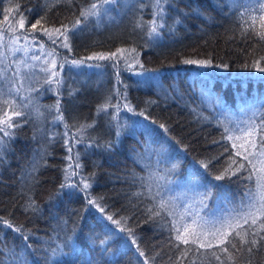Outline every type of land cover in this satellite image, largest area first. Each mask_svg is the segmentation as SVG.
Listing matches in <instances>:
<instances>
[{
    "label": "trees",
    "instance_id": "1",
    "mask_svg": "<svg viewBox=\"0 0 264 264\" xmlns=\"http://www.w3.org/2000/svg\"><path fill=\"white\" fill-rule=\"evenodd\" d=\"M93 2L0 0V25L6 27L0 26V31L12 54H3L6 59L0 68L10 64L11 76L19 66L23 87L14 98L17 110L24 113L14 117L8 109L5 115L0 106V120L11 117L20 124L12 129L15 135L0 157V217L22 227L29 237L25 241L20 233L0 227V264H48L49 253L58 246L66 255L52 264H144L145 260L147 264H221L216 255L223 264H264V242L249 252L251 245L241 246L233 236L237 248L228 245L229 252L223 253L215 245L211 249L184 245L175 240L173 230L174 225L183 230L185 224L218 227L233 209L244 210L241 200L255 188V171L236 153L243 152V144L255 163L264 131L256 133L255 149L235 137L241 135L237 129L264 121V72L253 67L254 62L264 67V41L253 31L261 23V0H170L164 27L152 35L155 0H116L105 5L99 16L85 20L80 12ZM250 16L257 18L253 27ZM41 17V25L31 29ZM78 19L80 24L73 29ZM64 25L70 30L71 50L61 46L63 37L54 44L39 30L63 31ZM16 36L21 38L12 43ZM16 47L21 51L13 54ZM49 52L54 55L48 56ZM99 54L111 58L88 59ZM51 58L60 71L59 86L45 82L48 73L42 69ZM73 60L84 63L74 66ZM0 88L7 91L4 81ZM109 98L107 110L98 112ZM58 99L63 121L56 119ZM89 124L92 127L81 129ZM117 124L126 125L119 138ZM228 135L234 139H227ZM146 140L155 151L145 152ZM241 163L245 168L236 175L214 179ZM172 164L177 167L169 172ZM66 169L80 173L71 178L76 183L89 177V198L120 220L131 235L120 232L106 217L101 219L103 214L87 205L79 189H61ZM209 185L215 187L205 199L202 194ZM30 204L37 210L32 211ZM70 237L71 245L65 246ZM89 237L107 239V250L93 247ZM133 238L136 244L131 243Z\"/></svg>",
    "mask_w": 264,
    "mask_h": 264
},
{
    "label": "snow or ice",
    "instance_id": "2",
    "mask_svg": "<svg viewBox=\"0 0 264 264\" xmlns=\"http://www.w3.org/2000/svg\"><path fill=\"white\" fill-rule=\"evenodd\" d=\"M170 0H155V6L156 10L154 12V18L151 21V26L149 30V35L152 34H158L159 28L164 27V18L167 15V9L165 5L169 4ZM116 3V0H96V2H93L89 8L82 9L80 12V16L83 17L85 20L88 19L89 16H99L100 10L104 8L105 5H110ZM258 11L261 13L259 19L261 21L259 30H256L253 26L256 23V17L250 16L249 19L252 21V24L249 25V27H253V31L255 32V35L258 37L259 40L264 41V0H261L260 8ZM158 18V19H157ZM7 19V17L5 18ZM43 20V17L40 19H37L34 24L31 25V29L36 30L37 25H41V22ZM177 22H179L177 20ZM19 27L21 29L24 28V19L21 18L19 20ZM247 23V21H245ZM80 24V20L78 19L75 24L72 26L73 29H75ZM64 29L61 31V28H55L51 32L47 29L41 28L40 31H43L45 35L49 37V39L52 40V42L55 44L57 42V39L59 37H63V40L61 42V46L70 49V43H69V36L68 32L70 31L66 25L62 26ZM15 31V29H13ZM248 29H244V34L247 35ZM53 33H55V37L53 38ZM21 37L16 36L15 40L12 41V43H16L19 41ZM25 40L28 39L27 36L24 37ZM4 46V33L0 31V48ZM41 48H43V45H41ZM21 51V47H16L12 49V53L15 54L16 52ZM120 51V50H118ZM26 53V49H25ZM48 56H53L54 52H49L47 54ZM112 57H115V54H112ZM106 57L103 54L96 55L95 57H89L88 59H98L103 60ZM4 57L3 53H0V64L4 63ZM33 59L39 60V56L33 57ZM261 60H264V57H261ZM68 61L65 60V63ZM20 63H23V61H20ZM45 63H48V61H45ZM84 63V60H73L71 61V64L74 66H79ZM185 63L189 64H200L202 66H209L211 64L210 61H194V60H187ZM63 63L59 65V69H63ZM93 66V65H90ZM95 67H100V65H94ZM247 66V65H246ZM253 67H258V70L260 72H264V67H259V62H254ZM9 68H11L10 64H6L4 67L0 68V81H4L5 85H7V91L5 92L2 88H0V106L3 107L5 110V115H7V110L11 109V115L14 117H21L24 115L23 112L18 111L19 105L17 104L15 100V95H18L21 88L23 87L22 83V75L19 69V66L17 65L16 69L12 72V75H8ZM42 71L48 73L46 77V83L49 85H57L59 86L62 81L59 78L60 77V71L57 70V61L55 58H53L49 64L48 67L43 68ZM72 93H70L71 95ZM110 98L105 102V104L98 107L97 111H106L107 108L110 105ZM57 112L56 119L63 121V113L60 110V101L57 100L56 105L54 106ZM113 107H119V105H113ZM124 107H127L129 111H133V109L125 104ZM139 115L143 116L144 113L141 112ZM0 157H2L3 152L5 148L7 147L8 141L14 137L15 133L12 131V129L19 127L20 124L18 121H13L11 117H9L6 120H0ZM65 127L67 128L68 125L65 124ZM92 127V125H82L81 129ZM160 128H163L165 131H167V128L165 125L161 124L159 125ZM126 130V125L117 124V131L116 136L119 138L124 131ZM241 135L236 136V140L244 139L245 143L249 145V148L255 149L256 148V142H255V135L258 131H264V121H262L258 126L255 124H250L246 129H237ZM229 129H225V132H229ZM67 135V133H65ZM72 139H75L74 137ZM227 139L233 140L232 135H228ZM262 141V147L260 148L258 155L260 159L256 160L254 163L253 160L249 159V156L253 155L252 152L248 151V149L244 148V145L241 144L240 148L243 149V152L238 150L236 155L242 156L243 160L248 162V165L251 166V168L255 171L256 174V181H255V188L249 189L245 194L244 198L241 200V208L244 210H238L233 209L232 212L228 214L227 217H225L222 221H219V226L213 225L212 228H207L204 224L198 225L197 227H193L192 225L185 224L183 226V230L181 228L173 226V230L176 232L175 240L179 241L180 243L184 245L188 244H198L200 248H207L211 249L213 246L219 247V250L223 253L229 252L230 245L233 249L237 248V244L233 242L232 237L235 236V238L239 239L241 246L243 245H251V247H248V251L251 252L253 247H258L261 242H264V235L261 233H264V137H261ZM82 140H76L75 143H81ZM66 145L68 144V141H65ZM91 146V145H89ZM234 148L237 147L236 143H233L232 145ZM72 147L74 145L68 147L69 153L72 151ZM105 147L111 149L112 145L107 144ZM142 147L144 148L145 152H152L155 151L152 149V144L150 140H146ZM142 155V154H138ZM71 159V156L68 157ZM76 169L81 168V165L79 164V154L77 153L76 156ZM160 162L159 160L157 161ZM236 161H233L235 163ZM204 168H207V164H202ZM259 166V167H258ZM34 170L36 168V164L34 162ZM177 165L172 164L171 167L168 169L169 172L175 171ZM69 168H71V165H69ZM245 168V165L243 163L239 164L238 167L233 170L231 169V166L229 168L225 169L223 172H221L219 175H216L214 177L215 180L220 181L225 179V177H231L237 174L241 169ZM80 173L78 171L72 170L68 171L65 170V183L61 184V189L69 188V189H79V191L83 192L85 194V199L87 202V205H92L96 207L100 213L103 214L101 219H104L106 217L107 221H111L112 224L116 225L119 228L120 232H128L131 235V230L126 229L121 226V221L116 220L113 218V215L107 214L105 212L104 207H102L97 200L89 198L90 193H88V189L91 187L90 183L88 182L89 177H81L79 183H76L72 181V177L79 176ZM94 175V174H93ZM248 179H252L251 173L248 176ZM82 185V187H80ZM212 187H215L214 185H209L206 189V191L202 194L203 197L209 198L212 195ZM201 203H204L202 200ZM165 205L164 203L160 204V207L163 208ZM32 211H36L37 209L33 205H29ZM206 207V204H205ZM152 210L149 209V212ZM154 215H159V212L153 213ZM171 214V213H169ZM196 224V221H193V225ZM245 225H248L247 228H245ZM253 226H256L253 228ZM0 227H6L8 229H11L12 231L16 233H20L23 240L27 241L29 239L28 235L23 234L22 227H17L13 225L10 221L4 220L2 217H0ZM107 227V226H106ZM113 229H109V232H113ZM249 237H251L249 239ZM72 242V238L70 237L69 240L66 242L65 246H70ZM89 242L93 247H96L97 245L100 247L101 251L104 252L107 250V245L109 241L107 239H93L92 237H89ZM132 244H136V239L133 238L131 241ZM0 244H3V241H0ZM27 247H31L30 245H27ZM176 247H179V244L176 245ZM14 251V250H13ZM137 251L139 252L140 256H144V252L139 249L137 246ZM72 253L76 254V249H72ZM66 255L63 252V246H58L56 249H53L48 257L47 261L48 264H52L53 261H59L62 256ZM215 255V253H213ZM216 260L220 261L221 264H223V261L221 260V257L216 255ZM229 259H231V256H229ZM144 264H147V260L144 261Z\"/></svg>",
    "mask_w": 264,
    "mask_h": 264
},
{
    "label": "rangeland",
    "instance_id": "3",
    "mask_svg": "<svg viewBox=\"0 0 264 264\" xmlns=\"http://www.w3.org/2000/svg\"><path fill=\"white\" fill-rule=\"evenodd\" d=\"M2 28H6L4 25H0ZM8 29V28H7ZM6 30V29H5ZM13 49V48H12ZM6 51V53H3V54H5V56H9V57H12V54H9L10 53V48H9V46H7V45H5L4 44V46L1 48V50H0V53L2 52V51ZM53 58H51L50 59V61L52 60ZM49 61V62H50Z\"/></svg>",
    "mask_w": 264,
    "mask_h": 264
}]
</instances>
